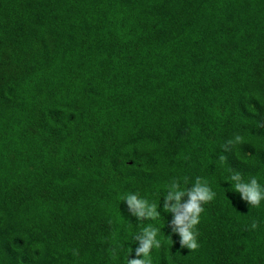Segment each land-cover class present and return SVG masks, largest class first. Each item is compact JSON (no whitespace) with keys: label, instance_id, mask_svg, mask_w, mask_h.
Wrapping results in <instances>:
<instances>
[{"label":"trees","instance_id":"trees-1","mask_svg":"<svg viewBox=\"0 0 264 264\" xmlns=\"http://www.w3.org/2000/svg\"><path fill=\"white\" fill-rule=\"evenodd\" d=\"M261 122L264 0H0V264H127L124 196L177 177L217 196L191 251L161 195L153 264H264L223 180L264 177Z\"/></svg>","mask_w":264,"mask_h":264},{"label":"clouds","instance_id":"clouds-1","mask_svg":"<svg viewBox=\"0 0 264 264\" xmlns=\"http://www.w3.org/2000/svg\"><path fill=\"white\" fill-rule=\"evenodd\" d=\"M264 127V122H261ZM243 138L239 135L235 137L236 142ZM229 182L230 190L239 194V198L251 207H264V177L250 176L245 178L239 171H230L223 178ZM188 185H191L189 188ZM225 189V188H224ZM158 200L153 201L146 197H141L136 192L127 193L123 200L127 203L132 214L138 220L148 219L147 223L139 232L131 234V241L138 242L135 248V258L129 259L127 264H153V250H159L167 241L161 236L159 220L161 214L159 205L163 194V210L171 213L172 234L179 236L181 248L195 251L200 247L199 232L197 226L201 222L204 213V204L213 201L217 193L213 190L207 179L197 177L193 183H189L187 177L173 178L160 186ZM187 197V199H185ZM256 228L255 222L251 225ZM171 245L173 240L169 236Z\"/></svg>","mask_w":264,"mask_h":264}]
</instances>
